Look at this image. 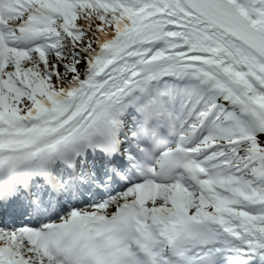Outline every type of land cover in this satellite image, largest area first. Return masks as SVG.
<instances>
[{
	"label": "snow or ice",
	"instance_id": "6c2138e0",
	"mask_svg": "<svg viewBox=\"0 0 264 264\" xmlns=\"http://www.w3.org/2000/svg\"><path fill=\"white\" fill-rule=\"evenodd\" d=\"M0 264H264V0H0Z\"/></svg>",
	"mask_w": 264,
	"mask_h": 264
}]
</instances>
